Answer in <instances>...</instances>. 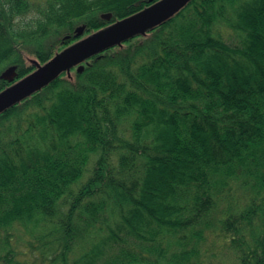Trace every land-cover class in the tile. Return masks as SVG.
Returning a JSON list of instances; mask_svg holds the SVG:
<instances>
[{
    "label": "trees",
    "instance_id": "trees-1",
    "mask_svg": "<svg viewBox=\"0 0 264 264\" xmlns=\"http://www.w3.org/2000/svg\"><path fill=\"white\" fill-rule=\"evenodd\" d=\"M153 3L0 0V92ZM216 230L264 264V0H189L0 113V264H202Z\"/></svg>",
    "mask_w": 264,
    "mask_h": 264
},
{
    "label": "water",
    "instance_id": "water-1",
    "mask_svg": "<svg viewBox=\"0 0 264 264\" xmlns=\"http://www.w3.org/2000/svg\"><path fill=\"white\" fill-rule=\"evenodd\" d=\"M188 1L149 0L150 3H154L142 11L68 46L33 73L0 92V113L41 90L69 68L157 26L173 16ZM101 18L110 21L111 15L103 14ZM84 29V26L77 27L75 38H80L84 34ZM82 68L80 66L78 71ZM15 71V67H9L0 78L12 83L16 79Z\"/></svg>",
    "mask_w": 264,
    "mask_h": 264
},
{
    "label": "rangeland",
    "instance_id": "rangeland-1",
    "mask_svg": "<svg viewBox=\"0 0 264 264\" xmlns=\"http://www.w3.org/2000/svg\"><path fill=\"white\" fill-rule=\"evenodd\" d=\"M219 230L216 233L206 232L204 241L200 243V259L202 264H238L235 253L230 248V244L222 237H219ZM13 246L18 250H23L22 242L13 238Z\"/></svg>",
    "mask_w": 264,
    "mask_h": 264
}]
</instances>
